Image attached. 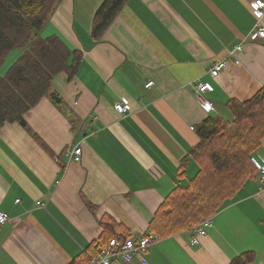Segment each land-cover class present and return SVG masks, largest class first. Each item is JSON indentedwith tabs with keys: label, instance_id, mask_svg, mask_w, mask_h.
I'll use <instances>...</instances> for the list:
<instances>
[{
	"label": "crops",
	"instance_id": "obj_1",
	"mask_svg": "<svg viewBox=\"0 0 264 264\" xmlns=\"http://www.w3.org/2000/svg\"><path fill=\"white\" fill-rule=\"evenodd\" d=\"M102 1L58 2L40 35H55L80 54L75 74L53 78L24 114L26 127L0 128V213L8 216L0 225V264H69L110 232L100 224L105 217L116 223L115 235L146 234L164 199L198 169L189 160L178 175L201 122L231 120L226 102L246 101L264 86L253 0H127L94 42L92 19ZM239 43L236 64L228 52ZM221 60L225 69L211 78ZM197 81L212 88L204 94L209 113L194 94ZM122 101L131 108L125 115L114 110ZM76 145L80 160L70 162L66 154ZM253 160L264 164V140ZM193 236L190 230L156 241L142 255L145 264H229L248 252L251 264H264L258 173L213 216L199 244H190Z\"/></svg>",
	"mask_w": 264,
	"mask_h": 264
},
{
	"label": "trees",
	"instance_id": "obj_2",
	"mask_svg": "<svg viewBox=\"0 0 264 264\" xmlns=\"http://www.w3.org/2000/svg\"><path fill=\"white\" fill-rule=\"evenodd\" d=\"M60 0H0V67L15 49L28 48L0 77V128L18 123L26 127L24 114L47 95L53 78L65 73L71 78L80 54L70 50L57 36L37 39ZM127 0H103L92 19L91 36L98 42L118 16ZM226 107L231 120L208 116L196 129L197 143L179 166L180 177L189 160L197 165L185 185L176 186L164 199L148 224L146 234L158 240L190 231L201 220L214 216L258 173L254 154L264 140V86L246 100L230 99ZM110 230L100 241L69 264H89L110 238L116 223L102 218ZM109 227H107V226ZM124 238L130 235L122 234ZM254 254H242L229 264H251Z\"/></svg>",
	"mask_w": 264,
	"mask_h": 264
},
{
	"label": "built area",
	"instance_id": "obj_3",
	"mask_svg": "<svg viewBox=\"0 0 264 264\" xmlns=\"http://www.w3.org/2000/svg\"><path fill=\"white\" fill-rule=\"evenodd\" d=\"M251 8L254 11L257 23L255 24L252 36H257L260 39H264V27L261 24V20L264 17V0H253L250 2ZM242 51V44L239 43L231 51L228 52L229 56H237ZM235 63L238 64L239 60L236 57ZM225 60H221L214 64L209 70V76L211 78H217V76L225 69ZM153 83L147 82L146 88L150 87ZM194 94L197 101L200 103L202 109L209 113L213 110V105L210 101L204 97V94L211 91V86L203 82H195L192 84ZM130 105L126 101L115 104L114 110L119 115H125L130 111ZM68 161L79 162L81 156V148L76 145L71 151L66 154ZM257 171L260 183L264 180V164H257L253 161ZM16 202H19L17 200ZM44 206L43 204H40ZM8 220V216L5 213H0V225H3ZM213 226V216L201 220L197 225L192 228L194 236L190 240L191 245L199 244L198 238L204 237L207 231ZM158 241L156 234H144L142 236L124 238L121 235H116L109 239V241L99 249V252L93 257L89 264H113L116 261L123 263L131 262L135 257L139 258L141 264H145V260L142 255L146 252L147 248Z\"/></svg>",
	"mask_w": 264,
	"mask_h": 264
},
{
	"label": "rangeland",
	"instance_id": "obj_4",
	"mask_svg": "<svg viewBox=\"0 0 264 264\" xmlns=\"http://www.w3.org/2000/svg\"><path fill=\"white\" fill-rule=\"evenodd\" d=\"M40 31H41V29L37 30V33H36V34H38L37 39H43V37H41V35H40ZM22 54H28V48L27 47L24 49H20V48L15 49L8 55V57L4 61L3 65L0 67V77H2L5 74V72L9 68V66L16 60V58Z\"/></svg>",
	"mask_w": 264,
	"mask_h": 264
},
{
	"label": "water",
	"instance_id": "obj_5",
	"mask_svg": "<svg viewBox=\"0 0 264 264\" xmlns=\"http://www.w3.org/2000/svg\"><path fill=\"white\" fill-rule=\"evenodd\" d=\"M53 100L57 101V98L56 97H53Z\"/></svg>",
	"mask_w": 264,
	"mask_h": 264
}]
</instances>
